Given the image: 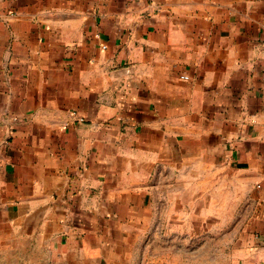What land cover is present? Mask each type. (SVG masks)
Segmentation results:
<instances>
[{
	"label": "crops",
	"instance_id": "0c3cea01",
	"mask_svg": "<svg viewBox=\"0 0 264 264\" xmlns=\"http://www.w3.org/2000/svg\"><path fill=\"white\" fill-rule=\"evenodd\" d=\"M199 165L252 191L264 264V0H0V264L82 262Z\"/></svg>",
	"mask_w": 264,
	"mask_h": 264
},
{
	"label": "rangeland",
	"instance_id": "374dc122",
	"mask_svg": "<svg viewBox=\"0 0 264 264\" xmlns=\"http://www.w3.org/2000/svg\"><path fill=\"white\" fill-rule=\"evenodd\" d=\"M241 180L203 165L160 174L144 207L91 234L74 264H241L257 204Z\"/></svg>",
	"mask_w": 264,
	"mask_h": 264
},
{
	"label": "built area",
	"instance_id": "2783aa9c",
	"mask_svg": "<svg viewBox=\"0 0 264 264\" xmlns=\"http://www.w3.org/2000/svg\"><path fill=\"white\" fill-rule=\"evenodd\" d=\"M15 120V119H14ZM83 119H78V121H82Z\"/></svg>",
	"mask_w": 264,
	"mask_h": 264
}]
</instances>
